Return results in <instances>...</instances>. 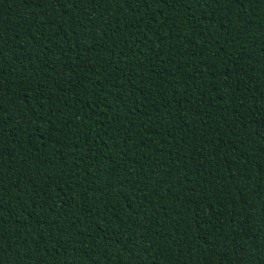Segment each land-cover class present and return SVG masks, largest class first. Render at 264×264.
Returning <instances> with one entry per match:
<instances>
[{
    "label": "trees",
    "instance_id": "1",
    "mask_svg": "<svg viewBox=\"0 0 264 264\" xmlns=\"http://www.w3.org/2000/svg\"><path fill=\"white\" fill-rule=\"evenodd\" d=\"M0 264H264V0H0Z\"/></svg>",
    "mask_w": 264,
    "mask_h": 264
}]
</instances>
